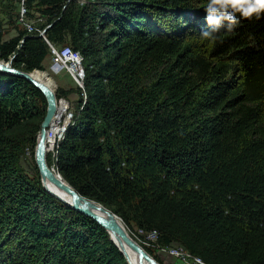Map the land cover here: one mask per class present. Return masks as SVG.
<instances>
[{"label": "trees", "instance_id": "trees-1", "mask_svg": "<svg viewBox=\"0 0 264 264\" xmlns=\"http://www.w3.org/2000/svg\"><path fill=\"white\" fill-rule=\"evenodd\" d=\"M79 1L21 0L27 21L36 11L46 23L8 41L0 24V59L34 77L51 56L40 31L83 55L87 100L78 89L49 166L135 240L137 227L203 264H264V15L212 40L209 0ZM46 112L34 84L0 73V264H128L104 228L22 169Z\"/></svg>", "mask_w": 264, "mask_h": 264}, {"label": "water", "instance_id": "water-1", "mask_svg": "<svg viewBox=\"0 0 264 264\" xmlns=\"http://www.w3.org/2000/svg\"><path fill=\"white\" fill-rule=\"evenodd\" d=\"M0 73L9 74L34 84L45 96L47 101V112L45 119L41 125V131L35 151V163L41 177L43 188L53 197L63 202L72 210L86 216L95 221L99 226L104 228L110 236L112 242L125 256L121 246H127L134 251L139 260V264H160L153 256H151L129 233L122 218L113 211L107 209L102 204L90 200L81 195L60 173L51 168L47 162V129L57 112V93L49 86L37 81L32 73H27L16 69L12 66V62H6L0 59ZM46 182L52 183L59 189L67 192L74 197L76 204H70L48 189ZM98 208H97V207ZM119 245H118V243ZM128 263V261H127ZM129 264V263H128Z\"/></svg>", "mask_w": 264, "mask_h": 264}, {"label": "rangeland", "instance_id": "rangeland-1", "mask_svg": "<svg viewBox=\"0 0 264 264\" xmlns=\"http://www.w3.org/2000/svg\"><path fill=\"white\" fill-rule=\"evenodd\" d=\"M92 3H94V0H91ZM87 0H81L78 2V5L80 7L91 3ZM22 2L21 0H0V24L4 31V40L8 41L15 37L18 34L19 30L24 29V26L18 22V14L21 12ZM35 20H33L34 26L35 25H41L46 23V20L43 18H39L40 15L35 11ZM32 23V24H33ZM69 45V44H68ZM46 71H38L42 72L44 75L37 78L34 77L36 80L45 83L49 86H51V89L56 91L58 90H64L67 92V95L65 98L67 99L73 106L74 109H76L77 101L79 100V95L77 93L78 88L75 86L73 80L71 77L66 74H54L51 71V56L47 58V60L44 63ZM36 72V71H35ZM33 72L32 74L34 75ZM241 77L236 74V82L241 83ZM81 90V89H80ZM81 95V94H80ZM83 98L87 95L85 92V88L83 90ZM81 95V96H82ZM58 98V97H57ZM59 100V98H58ZM84 99V104L86 101ZM62 118V114L60 113L58 115V119ZM62 131L61 128L57 129L58 134H60ZM38 142V141H37ZM37 147V146H36ZM36 147L34 148L32 144H27L24 154L21 158V167L24 170V172L31 178L37 179L39 178L41 180V177L39 175L38 177V169L35 163V151ZM48 148V145H47ZM51 147L47 150V156L52 155V158L54 157V154L50 152ZM52 153V154H51ZM54 167L55 171L58 172L57 164L54 162L52 168ZM134 237L138 241V243L146 250L149 249L151 253H153L151 256L154 258L156 257L158 262L160 264H184L183 262L179 261L176 258H173L169 255L168 247H161L160 245H154L152 243L155 242V238H151V240L148 237V233H145L141 230H139L137 227L134 228ZM151 242V243H150ZM147 251V250H146ZM155 258V259H156ZM190 264H199L194 259L190 261Z\"/></svg>", "mask_w": 264, "mask_h": 264}, {"label": "built area", "instance_id": "built-area-1", "mask_svg": "<svg viewBox=\"0 0 264 264\" xmlns=\"http://www.w3.org/2000/svg\"><path fill=\"white\" fill-rule=\"evenodd\" d=\"M26 9L24 3L21 7L20 23L23 24L29 32H33L34 26L32 23L25 19ZM46 30L40 31V36L48 43L51 52V71L54 74H68L73 80L78 89L84 90L86 80V69L84 66L83 55L80 51L74 50L70 46L56 47L52 45L46 38ZM86 100V96L84 97ZM86 102V101H85ZM73 105L65 98L58 100L57 114L54 117L49 129L47 130V145L48 149L51 147L50 152L57 155V149L61 142L66 138L67 132L71 126L75 124L76 110ZM83 107L81 106V110ZM62 114V118L58 119V115ZM61 128L62 131L58 134L57 129ZM51 153V154H52ZM149 239H157V233L152 232L148 234ZM169 255L178 259L184 264H190L191 260H195L199 264H203L198 258L193 257L182 245L174 244L168 247Z\"/></svg>", "mask_w": 264, "mask_h": 264}, {"label": "clouds", "instance_id": "clouds-1", "mask_svg": "<svg viewBox=\"0 0 264 264\" xmlns=\"http://www.w3.org/2000/svg\"><path fill=\"white\" fill-rule=\"evenodd\" d=\"M206 13L210 30L204 31L202 35L215 40L212 33L218 32L225 25L231 30L237 25L238 16L260 19L264 15V0H209Z\"/></svg>", "mask_w": 264, "mask_h": 264}, {"label": "bare ground", "instance_id": "bare-ground-1", "mask_svg": "<svg viewBox=\"0 0 264 264\" xmlns=\"http://www.w3.org/2000/svg\"><path fill=\"white\" fill-rule=\"evenodd\" d=\"M34 77V76H33ZM38 81V80H37ZM40 82V81H39ZM42 83V82H41ZM45 84V83H43ZM47 85V84H45ZM49 86V85H47ZM51 88V86H49ZM57 107H58V98H57ZM57 114V112H56ZM56 116V115H55ZM54 116V117H55ZM54 119V118H53ZM53 121V120H52ZM51 125V124H50ZM49 129V128H48ZM47 129V130H48ZM46 186L48 187V189L50 191H52L55 195H57L58 197H60L63 200L69 201L73 204H76V201L74 199V197H72L71 195H69L67 192L59 189L58 187H56L55 185H53L52 183L46 182ZM97 207V206H96ZM98 208V207H97ZM109 236H111V238L113 239L112 235L110 234ZM118 243V242H117ZM119 245V243H118ZM121 249L123 250L125 256L127 257V261L129 264H139V260H138V256L137 254L132 251L129 247L127 246H121ZM147 264V263H144Z\"/></svg>", "mask_w": 264, "mask_h": 264}]
</instances>
